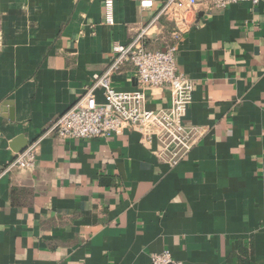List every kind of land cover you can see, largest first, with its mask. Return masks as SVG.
<instances>
[{
    "label": "crops",
    "instance_id": "obj_1",
    "mask_svg": "<svg viewBox=\"0 0 264 264\" xmlns=\"http://www.w3.org/2000/svg\"><path fill=\"white\" fill-rule=\"evenodd\" d=\"M212 1L181 5L175 40L164 0H114L112 26L104 0H0V175L145 28L150 51L178 44L196 87L184 124L204 131L174 167L131 130L43 140L34 168L0 177V264H264V0ZM138 85L129 65L112 78ZM169 104L165 87L146 108Z\"/></svg>",
    "mask_w": 264,
    "mask_h": 264
},
{
    "label": "built area",
    "instance_id": "obj_2",
    "mask_svg": "<svg viewBox=\"0 0 264 264\" xmlns=\"http://www.w3.org/2000/svg\"><path fill=\"white\" fill-rule=\"evenodd\" d=\"M157 0H139L142 9H151ZM207 0H164V6L155 20L163 15L171 16L178 29L174 39L180 40L187 20L180 13L186 3L189 7ZM216 9H226L234 4L248 2L258 6L261 0H213ZM105 23L114 25V0H104ZM148 28L139 32L127 45H115L111 64L95 75L84 94L64 114L59 116L47 130L26 150L15 154L1 176L13 170H26L36 166L37 150L43 140L109 138L129 130L141 136V144L154 154L160 163L177 166L198 144L204 131L187 127L184 119L193 103L195 83L177 67L178 44L164 51H150L146 46ZM126 65L132 67L138 78L135 91H117L112 78ZM168 87V108L152 111L146 108L148 98H158ZM102 92L103 102L97 95ZM152 264H177L169 252L152 256Z\"/></svg>",
    "mask_w": 264,
    "mask_h": 264
}]
</instances>
